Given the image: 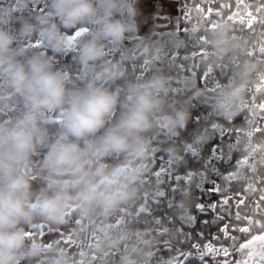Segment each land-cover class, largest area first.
<instances>
[{
	"label": "clouds",
	"instance_id": "obj_1",
	"mask_svg": "<svg viewBox=\"0 0 264 264\" xmlns=\"http://www.w3.org/2000/svg\"><path fill=\"white\" fill-rule=\"evenodd\" d=\"M31 2L0 0V264H82L67 248L31 236V226L66 223L74 211L111 215L137 195L155 133L185 128L191 112L169 97L165 73L127 72L137 0H45L38 13ZM211 42L217 56L234 46L227 25ZM68 53L80 66L75 75L59 63ZM256 68L245 60L218 83L213 111L231 118L246 107ZM112 227L98 249L122 244L118 264H151L139 233Z\"/></svg>",
	"mask_w": 264,
	"mask_h": 264
},
{
	"label": "flooded vegetation",
	"instance_id": "obj_2",
	"mask_svg": "<svg viewBox=\"0 0 264 264\" xmlns=\"http://www.w3.org/2000/svg\"><path fill=\"white\" fill-rule=\"evenodd\" d=\"M182 2L177 13L157 15L152 26L138 23L125 41L136 55L125 63L132 77L165 73L169 97L186 105L191 117L175 133H155L156 149L139 191L114 215L139 233L151 252L168 241L188 254L185 264H233L221 256L264 233V0ZM225 25L234 46L217 56L212 36ZM121 52L110 55L118 58ZM58 59L74 75L80 71L73 53ZM245 60L257 65L247 106L226 118L213 111L211 99L216 85ZM202 132L206 138L198 140ZM69 219L76 227L79 220H91L90 227L109 220L99 211L88 216L74 211ZM91 232L80 227L77 236L88 240ZM112 247L118 250L103 254L104 264L119 262L123 245ZM102 250L89 264H101L96 257Z\"/></svg>",
	"mask_w": 264,
	"mask_h": 264
},
{
	"label": "rangeland",
	"instance_id": "obj_3",
	"mask_svg": "<svg viewBox=\"0 0 264 264\" xmlns=\"http://www.w3.org/2000/svg\"><path fill=\"white\" fill-rule=\"evenodd\" d=\"M181 4L183 6L184 3L181 2ZM30 9L34 13H38L40 10H46L45 0H32ZM175 19L173 18L174 21ZM114 213L115 210L108 216V221L102 222L97 220V224L93 222L94 227H90L91 220H87V223L79 220V227H76L75 222H72L70 219L63 224L37 222L31 226L30 235L45 243H55L58 246L65 247L73 255L78 253L76 259L82 261V264H89L94 261V253L98 251L96 247L97 241L104 235L102 229H105L108 225L113 226L111 229L113 231L126 227V222L122 218L116 217ZM80 227L90 232L92 230L88 240H79L77 229ZM163 230L161 228V231ZM77 244H80V246ZM111 250H118V248L110 247L103 249L102 252L97 254V261L104 264L102 255ZM152 253L151 264H185L188 257L185 251L172 243H168V241L161 242L152 250ZM229 253V255H222L221 258L226 261L231 260L233 264H264V233L253 236L251 239L242 243L236 250L230 251Z\"/></svg>",
	"mask_w": 264,
	"mask_h": 264
},
{
	"label": "crops",
	"instance_id": "obj_4",
	"mask_svg": "<svg viewBox=\"0 0 264 264\" xmlns=\"http://www.w3.org/2000/svg\"><path fill=\"white\" fill-rule=\"evenodd\" d=\"M182 0H137V21L145 29L159 14L177 13Z\"/></svg>",
	"mask_w": 264,
	"mask_h": 264
},
{
	"label": "trees",
	"instance_id": "obj_5",
	"mask_svg": "<svg viewBox=\"0 0 264 264\" xmlns=\"http://www.w3.org/2000/svg\"><path fill=\"white\" fill-rule=\"evenodd\" d=\"M229 2V1H231L233 4L235 3V0H225V2ZM256 1V0H255ZM216 2L218 3V4H221V3H223V0H216ZM23 264H36V261L35 260H33V261H31V262H29L28 260H25L24 262H23Z\"/></svg>",
	"mask_w": 264,
	"mask_h": 264
},
{
	"label": "snow or ice",
	"instance_id": "obj_6",
	"mask_svg": "<svg viewBox=\"0 0 264 264\" xmlns=\"http://www.w3.org/2000/svg\"><path fill=\"white\" fill-rule=\"evenodd\" d=\"M219 190V189H218Z\"/></svg>",
	"mask_w": 264,
	"mask_h": 264
}]
</instances>
